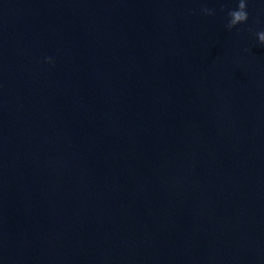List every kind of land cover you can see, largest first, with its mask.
Instances as JSON below:
<instances>
[{
  "label": "water",
  "instance_id": "1",
  "mask_svg": "<svg viewBox=\"0 0 264 264\" xmlns=\"http://www.w3.org/2000/svg\"><path fill=\"white\" fill-rule=\"evenodd\" d=\"M237 4L0 0V264H264V0Z\"/></svg>",
  "mask_w": 264,
  "mask_h": 264
},
{
  "label": "clouds",
  "instance_id": "2",
  "mask_svg": "<svg viewBox=\"0 0 264 264\" xmlns=\"http://www.w3.org/2000/svg\"><path fill=\"white\" fill-rule=\"evenodd\" d=\"M247 0H238L237 7L234 9H230L227 13L229 20L227 23V28L231 30L236 25L244 23L248 20V12H247ZM201 11L206 15L214 14V10L208 7H203ZM258 40L261 44H264V30H261L256 33ZM49 62H51V57L46 58Z\"/></svg>",
  "mask_w": 264,
  "mask_h": 264
}]
</instances>
